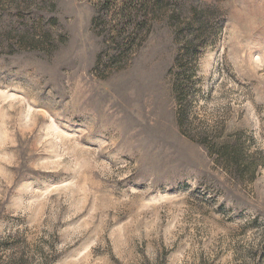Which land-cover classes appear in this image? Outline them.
<instances>
[{
    "label": "rangeland",
    "instance_id": "obj_1",
    "mask_svg": "<svg viewBox=\"0 0 264 264\" xmlns=\"http://www.w3.org/2000/svg\"><path fill=\"white\" fill-rule=\"evenodd\" d=\"M0 264H264V0H0Z\"/></svg>",
    "mask_w": 264,
    "mask_h": 264
},
{
    "label": "trees",
    "instance_id": "obj_2",
    "mask_svg": "<svg viewBox=\"0 0 264 264\" xmlns=\"http://www.w3.org/2000/svg\"><path fill=\"white\" fill-rule=\"evenodd\" d=\"M28 43H31V42H29V40H28ZM32 43H35V42H32ZM34 45V44H33ZM184 117H185V115H184V113L182 114H180V123H181V128L182 127H184Z\"/></svg>",
    "mask_w": 264,
    "mask_h": 264
}]
</instances>
